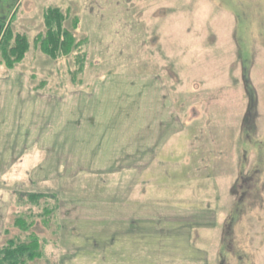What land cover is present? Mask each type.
<instances>
[{
	"label": "rangeland",
	"instance_id": "obj_1",
	"mask_svg": "<svg viewBox=\"0 0 264 264\" xmlns=\"http://www.w3.org/2000/svg\"><path fill=\"white\" fill-rule=\"evenodd\" d=\"M162 228L184 264H264V0H0V257L136 264Z\"/></svg>",
	"mask_w": 264,
	"mask_h": 264
},
{
	"label": "trees",
	"instance_id": "obj_2",
	"mask_svg": "<svg viewBox=\"0 0 264 264\" xmlns=\"http://www.w3.org/2000/svg\"><path fill=\"white\" fill-rule=\"evenodd\" d=\"M68 21V16L58 9L49 11L45 17V25L47 33L44 39L39 41L41 51L49 57H58L60 54L68 55L74 46V37L63 27ZM6 37L2 52L6 53L7 42ZM28 44L24 38L18 39V45L14 47L13 52H21L27 50ZM23 59V57H22ZM41 258L39 240L34 237L30 242L17 241L10 242L8 248L3 249L0 257V264H30L36 259Z\"/></svg>",
	"mask_w": 264,
	"mask_h": 264
},
{
	"label": "crops",
	"instance_id": "obj_3",
	"mask_svg": "<svg viewBox=\"0 0 264 264\" xmlns=\"http://www.w3.org/2000/svg\"><path fill=\"white\" fill-rule=\"evenodd\" d=\"M163 230H157V235L151 241L144 239L141 231H132V263L136 260V264H184L185 252L175 248L177 242L167 243L169 240L161 235ZM187 259L189 264H207V255L206 259L201 258L200 254Z\"/></svg>",
	"mask_w": 264,
	"mask_h": 264
}]
</instances>
